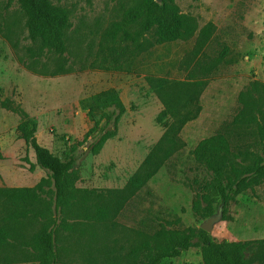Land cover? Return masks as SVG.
<instances>
[{"label": "rangeland", "instance_id": "rangeland-1", "mask_svg": "<svg viewBox=\"0 0 264 264\" xmlns=\"http://www.w3.org/2000/svg\"><path fill=\"white\" fill-rule=\"evenodd\" d=\"M172 1L194 22L195 33L156 45L152 33L134 43L122 33L107 35L135 0H51L67 11L70 22L66 49L59 54L32 42L17 3L0 0V187L32 188L46 176L38 167L30 171L23 159L27 155L34 162L16 131L26 118L36 121L38 142L56 155L75 148L79 175L75 201L55 223L34 217L20 222V237L0 249V264H39L31 237L45 226L56 231V264L126 262L155 232L198 229L206 221L191 210L200 189L192 183L208 182L211 175L192 152L242 109L248 117L232 130L230 144L247 162L260 153L264 0ZM136 30L128 29L131 36ZM107 99L113 101L108 108ZM167 112L173 115L159 122ZM197 112L178 129L182 117ZM113 124L93 152L100 130ZM164 138L186 145L167 153L159 170L135 188ZM215 208L218 220L210 237L251 242L244 253L247 264H264V183L237 195L225 219L218 204ZM161 264H203L201 249L190 247Z\"/></svg>", "mask_w": 264, "mask_h": 264}, {"label": "trees", "instance_id": "trees-1", "mask_svg": "<svg viewBox=\"0 0 264 264\" xmlns=\"http://www.w3.org/2000/svg\"><path fill=\"white\" fill-rule=\"evenodd\" d=\"M8 1L16 2L25 15L28 37L32 42L52 48L59 54L64 53L66 49L64 33L70 26L68 13L64 8L53 4L51 0ZM132 27L138 30L131 36L128 29ZM209 29L210 27L202 32L203 37L207 36ZM195 30L194 22L181 14L172 0H135L120 21L112 24L107 35L115 38L122 33L134 43L146 34L152 33L154 43L160 45L188 40L194 35ZM111 100H105L107 108L113 104ZM181 103L179 99L177 104ZM200 110L201 108L198 112ZM198 112L190 117H182L178 129L196 119ZM170 114L172 113H163L158 117V121L165 120ZM112 116L113 113L107 115V126ZM247 117L248 113L242 109L230 123L222 125L215 135L201 140L193 150L194 162L211 175L208 182L199 183L194 180L192 183L194 187L200 188L191 205V210L196 216L207 220L214 215L215 206L218 204L225 219L228 204L234 201L237 195L264 183V124L258 127L260 153L252 155L249 162L245 153L239 149L233 150L228 139L232 130L238 128ZM113 127L115 124L110 130L106 127L100 130L98 142L93 145V152H97L104 144ZM16 131L19 139L24 142L26 151L33 152L34 162H30L27 155L23 158L28 164V169L34 171L38 167L46 176L32 188L0 187V249L10 245L8 241L10 238L20 237L17 226L28 217L52 220L55 223L57 216L64 213V210L75 201L78 190L75 187L79 179L75 168V148L72 147L69 152L59 156L42 146L36 137L37 123L33 118L21 121ZM184 144L181 140L177 142L164 138L146 160L150 167L147 176L141 181L137 178L133 186L140 188L159 170L165 155L174 153ZM148 169L146 167V171ZM55 235L54 227L48 226L32 235L31 248L39 264H56ZM250 244L248 241H216L201 228H187L184 231L161 229L136 245L126 262L105 264H161L164 260L179 257L182 251L196 245L201 249L203 264H247L244 253Z\"/></svg>", "mask_w": 264, "mask_h": 264}, {"label": "water", "instance_id": "water-1", "mask_svg": "<svg viewBox=\"0 0 264 264\" xmlns=\"http://www.w3.org/2000/svg\"><path fill=\"white\" fill-rule=\"evenodd\" d=\"M159 1V0H158ZM218 220L217 216H211L208 218L203 224H201V229L204 230L207 233H210L212 231V225L214 222Z\"/></svg>", "mask_w": 264, "mask_h": 264}, {"label": "crops", "instance_id": "crops-1", "mask_svg": "<svg viewBox=\"0 0 264 264\" xmlns=\"http://www.w3.org/2000/svg\"><path fill=\"white\" fill-rule=\"evenodd\" d=\"M185 145H186V142H185Z\"/></svg>", "mask_w": 264, "mask_h": 264}]
</instances>
